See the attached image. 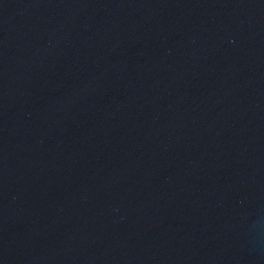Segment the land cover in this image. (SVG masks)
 Segmentation results:
<instances>
[{"label":"water","instance_id":"95a60500","mask_svg":"<svg viewBox=\"0 0 264 264\" xmlns=\"http://www.w3.org/2000/svg\"><path fill=\"white\" fill-rule=\"evenodd\" d=\"M0 264H264V0H0Z\"/></svg>","mask_w":264,"mask_h":264}]
</instances>
